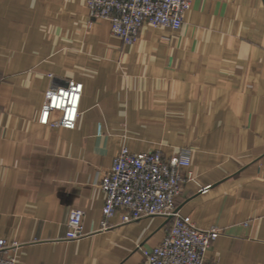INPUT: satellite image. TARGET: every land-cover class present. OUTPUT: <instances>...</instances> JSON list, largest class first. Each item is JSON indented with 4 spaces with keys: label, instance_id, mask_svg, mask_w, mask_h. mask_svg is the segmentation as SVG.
<instances>
[{
    "label": "crops",
    "instance_id": "0c3cea01",
    "mask_svg": "<svg viewBox=\"0 0 264 264\" xmlns=\"http://www.w3.org/2000/svg\"><path fill=\"white\" fill-rule=\"evenodd\" d=\"M66 79L83 86L75 127L40 123ZM121 145L189 148L176 205L218 228L205 263L264 264V0H192L178 30L144 24L131 44L86 0H0V238L16 264H144L165 217L101 226ZM75 208L85 235L66 239Z\"/></svg>",
    "mask_w": 264,
    "mask_h": 264
},
{
    "label": "built area",
    "instance_id": "2783aa9c",
    "mask_svg": "<svg viewBox=\"0 0 264 264\" xmlns=\"http://www.w3.org/2000/svg\"><path fill=\"white\" fill-rule=\"evenodd\" d=\"M192 0H86L90 19L103 18L110 23L113 34L125 44L133 43L141 27H166L176 31ZM52 75V74H50ZM82 82L66 79L51 83L43 93L38 121L53 127L74 128L79 114ZM189 148H182L171 157H163L159 149L132 152L121 145L110 168L99 177L104 192L101 226H110L108 219L119 212L120 221L146 215H161L168 227L162 240L151 248L139 246L144 264H206L205 253L218 228H200L189 215L179 213L176 198L191 171L185 170L190 160ZM207 189L202 186L201 191ZM82 210L72 209L64 238L85 235ZM16 242L0 238V264H16L12 253Z\"/></svg>",
    "mask_w": 264,
    "mask_h": 264
}]
</instances>
